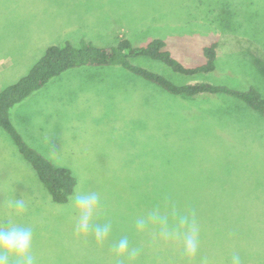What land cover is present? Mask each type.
<instances>
[{"label": "rangeland", "instance_id": "rangeland-1", "mask_svg": "<svg viewBox=\"0 0 264 264\" xmlns=\"http://www.w3.org/2000/svg\"><path fill=\"white\" fill-rule=\"evenodd\" d=\"M156 38L186 67L204 64L203 48L218 42L215 70L185 76L146 57L133 64L176 85H253L264 96V0H0V91L51 45L140 47ZM10 119L71 171L74 191L100 194L93 228L111 225L103 243L77 233L72 195L54 202L0 128V226H31L38 264H231L234 254L264 264V115L242 102L177 97L118 67H81L13 106ZM22 194L27 210L15 216L9 202ZM193 227L190 255L184 237ZM122 238L138 255L116 253Z\"/></svg>", "mask_w": 264, "mask_h": 264}, {"label": "trees", "instance_id": "trees-1", "mask_svg": "<svg viewBox=\"0 0 264 264\" xmlns=\"http://www.w3.org/2000/svg\"><path fill=\"white\" fill-rule=\"evenodd\" d=\"M165 47V42L158 38L140 47L133 46L127 39H121L112 46L96 45L89 40H81L78 45L66 41L47 47L25 76L0 91V128L33 168L54 202H67L74 191L75 178L68 168L55 166L50 159L24 140L10 119V110L68 70L81 67H118L177 97L198 99L223 95L236 99L254 112L264 115V96L253 85L246 90L205 82L176 85L164 76L133 64L130 60L134 57H146L160 61L173 72L185 76L211 73L216 68L218 42H212L203 48L205 62L195 67L182 65Z\"/></svg>", "mask_w": 264, "mask_h": 264}, {"label": "clouds", "instance_id": "clouds-1", "mask_svg": "<svg viewBox=\"0 0 264 264\" xmlns=\"http://www.w3.org/2000/svg\"><path fill=\"white\" fill-rule=\"evenodd\" d=\"M71 204L77 213V223L75 231L80 234L93 232L97 243H103L111 231L110 224L96 225L93 228L92 219L97 210L101 207V196L96 191L76 190L71 196ZM12 214L20 216L27 210L25 195L20 198H13L9 202ZM153 221L159 220L155 214L152 215ZM181 224H187V219L180 218ZM137 228L143 230L145 221L138 220ZM167 235L166 228L163 229ZM34 243V231L31 226L9 222L0 226V264H38L36 257L32 254ZM185 251L190 255H195L198 248V240L194 227L185 234ZM115 251L118 255H128L134 258L138 255V250H130L127 238H122L116 245ZM231 264H242L239 254H234Z\"/></svg>", "mask_w": 264, "mask_h": 264}]
</instances>
